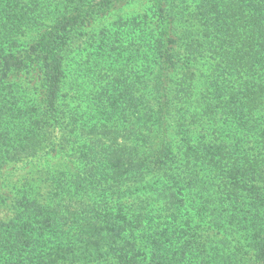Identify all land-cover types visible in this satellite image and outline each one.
Returning a JSON list of instances; mask_svg holds the SVG:
<instances>
[{
    "label": "trees",
    "instance_id": "trees-1",
    "mask_svg": "<svg viewBox=\"0 0 264 264\" xmlns=\"http://www.w3.org/2000/svg\"><path fill=\"white\" fill-rule=\"evenodd\" d=\"M133 1L0 0V172L80 144L0 219V264H206L212 233L264 264V0L103 24Z\"/></svg>",
    "mask_w": 264,
    "mask_h": 264
},
{
    "label": "rangeland",
    "instance_id": "rangeland-1",
    "mask_svg": "<svg viewBox=\"0 0 264 264\" xmlns=\"http://www.w3.org/2000/svg\"><path fill=\"white\" fill-rule=\"evenodd\" d=\"M190 6H193L190 2ZM52 14V13H51ZM147 20L148 22L151 21L154 17V10L152 8V1L151 0H134L133 2L129 3L128 5L113 10L109 13L104 20L103 24L107 25L109 28L113 27V22H116L118 18L121 19V22L129 23L131 19L137 18ZM146 17V18H144ZM120 21V20H119ZM109 24V25H108ZM185 32L184 23L176 24V34L181 35ZM132 36L129 35L128 38ZM136 36H133L130 40H137L133 39ZM96 62L88 61V64H91L92 67ZM38 75H35V81L31 80L29 85L28 83H24V86H29L30 88V97L32 99L36 98L39 95L38 86H34V83L37 84ZM66 90L64 92H67ZM34 94V95H33ZM87 97V101L83 104L86 106L90 103V99L92 98V93L85 94ZM64 109H74L76 105H70L66 108V103L63 104ZM71 144L74 146V151L78 152L79 143ZM57 152L56 150H54ZM74 151L67 150L62 152L61 154H56L51 152L48 156H42L37 160L33 161V163H19L14 165H8L2 168L0 172V219L7 220L13 214V208L15 204V200L19 198V192L23 191L24 184L27 180H33L38 176V170L44 169L46 170V174L48 175V179L51 178V175L56 172H67L69 168H75L79 166L78 162L76 161L77 155H75ZM33 178V179H32ZM47 178V177H46ZM35 181L37 179H34ZM33 182V181H32ZM240 242H243L241 239ZM235 240L231 242L221 240L220 237L216 234L210 235L209 244L207 246V259L206 264H225L228 259L232 258L234 252L238 251L235 249ZM228 248V249H227ZM224 249V251H223ZM248 250L245 249V254L242 258L243 260L240 264H249L247 263L248 258ZM239 258V259H240ZM234 262V259L231 260Z\"/></svg>",
    "mask_w": 264,
    "mask_h": 264
}]
</instances>
